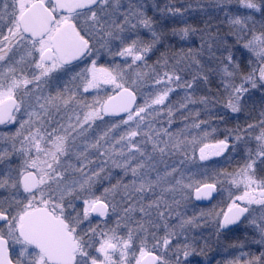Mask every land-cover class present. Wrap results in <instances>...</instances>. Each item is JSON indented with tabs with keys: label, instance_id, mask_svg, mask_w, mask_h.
Segmentation results:
<instances>
[{
	"label": "snow or ice",
	"instance_id": "obj_1",
	"mask_svg": "<svg viewBox=\"0 0 264 264\" xmlns=\"http://www.w3.org/2000/svg\"><path fill=\"white\" fill-rule=\"evenodd\" d=\"M0 264H264V0H0Z\"/></svg>",
	"mask_w": 264,
	"mask_h": 264
},
{
	"label": "rangeland",
	"instance_id": "obj_2",
	"mask_svg": "<svg viewBox=\"0 0 264 264\" xmlns=\"http://www.w3.org/2000/svg\"><path fill=\"white\" fill-rule=\"evenodd\" d=\"M216 258H217V259H221V258H222V256H221V255H218Z\"/></svg>",
	"mask_w": 264,
	"mask_h": 264
}]
</instances>
